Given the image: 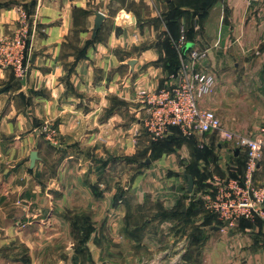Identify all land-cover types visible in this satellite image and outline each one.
Here are the masks:
<instances>
[{
	"label": "crops",
	"instance_id": "crops-1",
	"mask_svg": "<svg viewBox=\"0 0 264 264\" xmlns=\"http://www.w3.org/2000/svg\"><path fill=\"white\" fill-rule=\"evenodd\" d=\"M175 5V0H0V38L16 32L23 13L30 19L31 35L27 75L20 79L12 70L0 69V264H49L50 230L70 227L69 221L53 220V208L45 204L50 193L42 185L47 173L42 172L37 147L46 140L42 126L47 120L55 122L60 143L74 148L66 157L74 158L76 169L89 163L88 182L103 186L104 195L98 199L87 190L93 202L105 204L101 222L105 236L113 226H122L121 220L113 219L121 203L117 210L111 204L105 208L106 191H158L157 196L180 197L187 191V207L185 199L178 203L183 212L187 209L185 225L174 222V216L151 220L156 235L143 237V244H150L153 257H158L151 264H264V223L243 218L222 230L213 207L234 179L243 178L246 151L231 147L229 140L224 148L218 143L227 154L232 152L235 165L229 169L226 164L231 160H225L220 166L225 175L204 178V170H213L206 168L212 158L203 134L185 136L172 128L164 138L153 139L146 133L148 105L141 95L177 83L180 66L171 67V47L180 65L197 51L194 70L216 78L214 92L201 98V105L213 110L225 129L264 137V0H211L205 9L184 0L181 25L171 29L167 15ZM98 11L105 18L95 35ZM241 101L251 112L240 110ZM140 146L146 161L150 159L143 162L147 169L130 188L123 184V175L113 185L116 169H125L126 161L137 164L122 156ZM160 146L169 147V152L154 156ZM85 149L87 159L82 155ZM34 150L39 157L32 167ZM83 168L76 170L79 182L84 180ZM187 174L194 179L192 192ZM144 182L151 189L145 190ZM254 184L264 186V157ZM151 195L154 201L159 198ZM192 202L195 207L189 211ZM174 224L180 226L179 236L169 231ZM163 231L167 236L161 237ZM90 241L86 257L103 264L99 244L94 237ZM69 245L74 246L72 240ZM65 254L55 264H75V248Z\"/></svg>",
	"mask_w": 264,
	"mask_h": 264
},
{
	"label": "rangeland",
	"instance_id": "rangeland-1",
	"mask_svg": "<svg viewBox=\"0 0 264 264\" xmlns=\"http://www.w3.org/2000/svg\"><path fill=\"white\" fill-rule=\"evenodd\" d=\"M26 21L30 24V19L27 18ZM20 25H23L21 18L16 28L18 29ZM179 25H181V19L179 20ZM6 37L8 36H3L0 38V41ZM182 37L185 36L183 35ZM30 39L31 35H29V42ZM261 70H263L262 76H264V68ZM213 92L214 90L209 93V95H211ZM241 103V111L251 112V110L244 109L245 104L243 101H241ZM145 121L146 120L144 119V125ZM145 128L147 130L146 133L149 134L150 132L148 131L146 125ZM42 134L46 140L37 147V150H41V157L43 158L44 162L42 172L43 174H45V172L47 173V178L45 176L42 177L44 182L42 185L47 187V191L45 189L43 190L50 193L48 196V201L45 204L53 208V211L50 214V217H54L53 220L59 219L70 222V227L66 226V229L63 227H58L57 229L50 230L51 232H49V237H51L53 240L52 244L48 245L49 264H55V262L60 263V260L66 255L65 252L69 251L70 248H75L77 258L79 256L78 260H76L77 258L74 259L75 264H95V261L91 255L89 258L86 257V252H89L90 250V240L93 237L99 244L97 245V248L98 251L101 252V259L99 260L100 263L151 264L154 260H157L158 257H153L154 250L150 247L151 245H147L146 243L143 244V237L147 236L151 238L153 235H156L154 224H152L153 221H151L155 220L154 218H160L161 221H164L174 216V222L180 221L182 223L180 225H183L187 222V209L185 212H183L182 205L178 204L180 203L179 201L181 199H185L187 207V191H183L184 194L181 197L179 195L163 196V194L157 196L158 191L137 192L129 190L125 191V189L119 188L118 191H106L109 194L106 196L107 202L105 208L107 205L111 204L112 210H117L118 208H116V206L121 203L120 212L116 211V213L113 215V219L115 221L121 220L122 226H113L110 233H108L109 236H105L101 223L104 218V213H106L103 212V207L105 204H103V201L93 202L94 198L90 196L87 189L91 191L95 199L103 197L105 191H102L103 186H99L97 181L95 185H92V183L88 182L87 176L90 174L88 172L89 163H85L82 166H79L80 169H76V164L73 163L74 158L66 157L67 155L69 156V153L72 152L74 148L72 146H64L60 143L58 132L55 128V122L53 120H47L43 123ZM215 134L216 133L213 132L203 134L204 139L209 145L207 148L209 159L212 158L211 162L206 165V168H212L213 170L211 172L204 170L206 176L204 178L206 179H211L215 173H223L220 166L225 160H231H228V164H226L229 169H232V165H235L232 162V152L227 154V151H223L222 148L218 147V143H221L224 148L225 142H227V140H224L218 134ZM260 138L264 139L262 136ZM237 140V136L232 140H229L231 143H233L230 146L237 147ZM133 143L136 145L135 141ZM144 151L145 149L140 146L139 148L137 147V151H133L128 155L122 156V158L129 157V160L137 161V164L135 165L129 161H126V166H124L125 169H116L113 172L115 178L112 179L113 185L114 182L118 184L119 182L117 179L121 178L120 175H123L124 178L126 177V180L123 184L129 188L132 186L135 177L139 176L138 174H141V171L147 169V166L145 163H143L146 161ZM82 155L84 156L83 158L87 159L88 150L85 149ZM184 162L187 165V160ZM83 166L84 168L82 170L85 171L82 172L81 175L83 176L84 180L83 182H79L77 177H75V174L76 170L81 171V167ZM222 166H224V164ZM216 167H218L219 170H217ZM226 171L228 170L226 169ZM223 174L225 175L226 173ZM144 183L145 187L149 186L148 182ZM165 183L166 185H169L168 182H163L164 185ZM85 185H87V187ZM142 189L143 188L140 190ZM148 189L151 188L148 187L145 190ZM151 193H155L159 198L154 201ZM173 201L176 203L174 204ZM170 206H172V209L167 208ZM59 226L62 225L59 224ZM179 227L180 226L175 225L174 228L172 227L169 231L175 230L177 231L175 234L179 236ZM166 232L163 231V234L161 233V237L166 235ZM51 233L52 235H50ZM67 234H69V236H67ZM99 236L101 240H99L100 238L98 239ZM70 240H72L74 243V246L72 245V247L69 245ZM136 240L138 243L141 242L142 245L141 243H136ZM54 256H57L58 259L55 260Z\"/></svg>",
	"mask_w": 264,
	"mask_h": 264
},
{
	"label": "built area",
	"instance_id": "built-area-1",
	"mask_svg": "<svg viewBox=\"0 0 264 264\" xmlns=\"http://www.w3.org/2000/svg\"><path fill=\"white\" fill-rule=\"evenodd\" d=\"M27 18L23 13V25L0 41V69H10L21 79L27 75L30 66ZM184 40L182 37L178 44L180 48ZM189 56V59H182L175 85L141 93L148 105L145 125L154 139L164 138L173 127H178L185 136L208 132H217L224 140L237 136V148L246 151L245 174L242 179H234L230 183L229 190L216 199L213 207L219 214L222 230L234 227L243 218L264 223V186L254 184L255 174L264 157V139L237 135L225 129L218 115L201 105V98L214 90L216 78L211 72L194 70L199 57L197 51Z\"/></svg>",
	"mask_w": 264,
	"mask_h": 264
},
{
	"label": "trees",
	"instance_id": "trees-1",
	"mask_svg": "<svg viewBox=\"0 0 264 264\" xmlns=\"http://www.w3.org/2000/svg\"><path fill=\"white\" fill-rule=\"evenodd\" d=\"M173 2L170 3V6L172 5ZM210 2H211V0H187V4L191 5V7L195 8V9H199L201 6H202L203 9H205V8H207V6H208V4ZM175 3H176V5L170 10L169 14L167 15L169 27H170V25L173 27V28L171 27V29H177V28H179V26H180L179 25V20L186 13V11H184L183 9H181V6H182V3H184V0H175ZM204 14H205V12L202 13L201 16H204ZM188 35L191 38L192 31L189 32ZM165 45L168 46V47H171V41H167L165 43ZM168 51H169V54L172 57V66L171 67L173 68V67H177L178 65L180 66L179 60L177 59V52L172 47ZM173 128L175 130H178L181 133V131H180V129L178 127H173ZM184 138H185V140L187 139L185 136H184ZM159 141H162V140H159ZM159 141H157V142H159ZM161 145H166V144L161 143ZM158 149H157V152L154 153V156L161 155L164 150H166V151L170 150L169 147L163 148V146H160V148H158ZM193 168H194V165H193ZM194 207H195V203L192 202V204H191V206L189 208V211H190V209L193 210Z\"/></svg>",
	"mask_w": 264,
	"mask_h": 264
},
{
	"label": "water",
	"instance_id": "water-1",
	"mask_svg": "<svg viewBox=\"0 0 264 264\" xmlns=\"http://www.w3.org/2000/svg\"><path fill=\"white\" fill-rule=\"evenodd\" d=\"M105 18L104 13L98 11L96 13V19H95V27H94V34L96 35L97 32L101 29L103 20ZM239 151V149H237ZM38 152L37 150L32 151L31 153V166L33 167L35 165L36 160L38 159ZM147 163L150 162V159L146 161ZM188 177V191L192 192L194 188V179L190 174H187Z\"/></svg>",
	"mask_w": 264,
	"mask_h": 264
}]
</instances>
